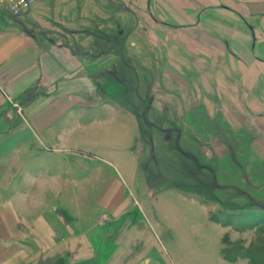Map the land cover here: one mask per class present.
<instances>
[{"label":"crops","instance_id":"crops-1","mask_svg":"<svg viewBox=\"0 0 264 264\" xmlns=\"http://www.w3.org/2000/svg\"><path fill=\"white\" fill-rule=\"evenodd\" d=\"M88 3L36 0L15 10L0 1V264H174L157 191L132 147L140 125L101 100L114 47L91 30L101 10L94 5L91 17ZM138 3L171 22L188 18L216 52L249 39L240 14L264 12V0Z\"/></svg>","mask_w":264,"mask_h":264},{"label":"rangeland","instance_id":"rangeland-1","mask_svg":"<svg viewBox=\"0 0 264 264\" xmlns=\"http://www.w3.org/2000/svg\"><path fill=\"white\" fill-rule=\"evenodd\" d=\"M90 1L91 17L101 10L91 30L114 47L101 100L140 125L132 147L157 191L164 252L174 264H264V52L254 49L264 12L240 14L249 39L216 52L188 18L171 22L138 0Z\"/></svg>","mask_w":264,"mask_h":264},{"label":"built area","instance_id":"built-area-1","mask_svg":"<svg viewBox=\"0 0 264 264\" xmlns=\"http://www.w3.org/2000/svg\"><path fill=\"white\" fill-rule=\"evenodd\" d=\"M0 1L1 2H7L15 10H19L20 8L29 7L36 0H0Z\"/></svg>","mask_w":264,"mask_h":264},{"label":"trees","instance_id":"trees-1","mask_svg":"<svg viewBox=\"0 0 264 264\" xmlns=\"http://www.w3.org/2000/svg\"><path fill=\"white\" fill-rule=\"evenodd\" d=\"M226 249H227L229 252H230V250H231V249H228V247H227V248L224 247V248H223V251H222V252H223V255H224V257L226 256L227 259H230V258H231V257H230V253L228 252V254H227V253H226V252H227Z\"/></svg>","mask_w":264,"mask_h":264}]
</instances>
